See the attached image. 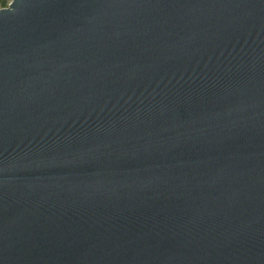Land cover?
<instances>
[{
  "label": "water",
  "instance_id": "obj_1",
  "mask_svg": "<svg viewBox=\"0 0 264 264\" xmlns=\"http://www.w3.org/2000/svg\"><path fill=\"white\" fill-rule=\"evenodd\" d=\"M0 264H264V0L0 8Z\"/></svg>",
  "mask_w": 264,
  "mask_h": 264
},
{
  "label": "trees",
  "instance_id": "obj_2",
  "mask_svg": "<svg viewBox=\"0 0 264 264\" xmlns=\"http://www.w3.org/2000/svg\"><path fill=\"white\" fill-rule=\"evenodd\" d=\"M1 1V7H6L8 5L7 0H0Z\"/></svg>",
  "mask_w": 264,
  "mask_h": 264
},
{
  "label": "rangeland",
  "instance_id": "obj_3",
  "mask_svg": "<svg viewBox=\"0 0 264 264\" xmlns=\"http://www.w3.org/2000/svg\"><path fill=\"white\" fill-rule=\"evenodd\" d=\"M11 0H7V3L9 4ZM0 8H3L1 7V1H0Z\"/></svg>",
  "mask_w": 264,
  "mask_h": 264
}]
</instances>
